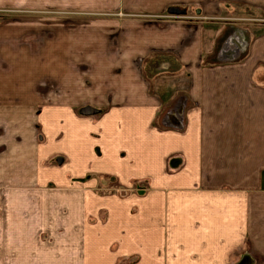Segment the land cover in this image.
Segmentation results:
<instances>
[{"label": "crops", "instance_id": "crops-1", "mask_svg": "<svg viewBox=\"0 0 264 264\" xmlns=\"http://www.w3.org/2000/svg\"><path fill=\"white\" fill-rule=\"evenodd\" d=\"M27 1L102 18L0 24V264H264V0Z\"/></svg>", "mask_w": 264, "mask_h": 264}, {"label": "rangeland", "instance_id": "rangeland-1", "mask_svg": "<svg viewBox=\"0 0 264 264\" xmlns=\"http://www.w3.org/2000/svg\"><path fill=\"white\" fill-rule=\"evenodd\" d=\"M101 0H95L93 3L95 5H99ZM30 4L27 0H0V9H5L2 13L0 12V24H13V25H22V24H30L31 26L43 27L54 26V25H95L101 21L102 15L95 14L93 18L91 17H83L79 16L81 14L79 12H72L74 8L67 6H57L55 4H47L42 7H29ZM32 5V2H31ZM176 8V7H172ZM8 9V10H6ZM171 9V8H170ZM169 9V13L170 12ZM22 11V12H21ZM181 16V14L172 13L169 16ZM33 50H31L30 62L29 64H18L14 62L11 67L8 64L10 77H13L12 88L16 92H26L27 87L34 85H38L41 81V78H52L56 71V65L54 64V60L50 59L48 56L50 51L46 50L45 56L39 50L38 44L36 42L32 43ZM20 51V50H18ZM21 52V51H20ZM42 57H45L46 61L42 65L38 63V60H41ZM18 58V57H17ZM20 61V58H18ZM22 60V59H21ZM27 68H30L28 71ZM29 72V73H28ZM101 184H111L117 185L116 181L112 178L103 177L101 178ZM107 189L103 191H110L111 189L106 187ZM124 193V192H123ZM148 257H140V256H127L123 257L118 261L117 264H148Z\"/></svg>", "mask_w": 264, "mask_h": 264}, {"label": "water", "instance_id": "water-1", "mask_svg": "<svg viewBox=\"0 0 264 264\" xmlns=\"http://www.w3.org/2000/svg\"><path fill=\"white\" fill-rule=\"evenodd\" d=\"M170 12L171 13L181 14V13H185V10H180L179 8H171Z\"/></svg>", "mask_w": 264, "mask_h": 264}]
</instances>
